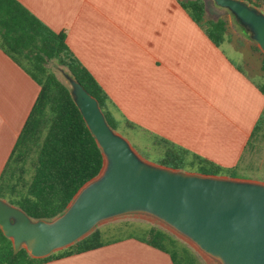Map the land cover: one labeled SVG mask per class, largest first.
Here are the masks:
<instances>
[{"label":"crops","instance_id":"0c3cea01","mask_svg":"<svg viewBox=\"0 0 264 264\" xmlns=\"http://www.w3.org/2000/svg\"><path fill=\"white\" fill-rule=\"evenodd\" d=\"M19 1L66 34L117 119L223 168L240 165L264 114V79L227 51L226 45L236 46L228 34L214 43L179 0ZM39 91L0 48V177ZM40 264L178 262L169 250L124 237Z\"/></svg>","mask_w":264,"mask_h":264},{"label":"water","instance_id":"95a60500","mask_svg":"<svg viewBox=\"0 0 264 264\" xmlns=\"http://www.w3.org/2000/svg\"><path fill=\"white\" fill-rule=\"evenodd\" d=\"M264 53V11L245 0H213ZM71 96L101 149L100 173L51 220L32 219L0 197V228L14 253L45 258L126 216L159 223L217 264H264V183L173 169L142 156L107 122L98 100L62 69Z\"/></svg>","mask_w":264,"mask_h":264},{"label":"trees","instance_id":"16d2710c","mask_svg":"<svg viewBox=\"0 0 264 264\" xmlns=\"http://www.w3.org/2000/svg\"><path fill=\"white\" fill-rule=\"evenodd\" d=\"M179 1L214 43L220 45L226 41L228 21L223 18L207 20L205 0ZM245 1L264 11V0ZM253 47L261 53V70L264 72V53L257 45ZM0 48L40 85L37 99L0 177V197L22 208L34 220H51L67 208L85 183L100 173L104 158L71 96L69 84L48 65L56 64L80 81L98 100L108 124L114 130L119 129L122 121L109 109L106 91L70 50L66 34L51 29L19 0H0ZM261 88L264 93V85ZM262 122L264 114L257 127ZM125 124L136 129L128 121ZM152 137L156 145L164 147L163 153L155 159L159 165L200 174L235 177L232 171L213 161L192 156L163 138ZM140 154L150 158L144 150H140ZM28 160L32 165L29 177ZM138 223L143 222L128 220L121 227L127 229ZM144 229V237L129 234L104 239L102 231L96 228L68 248L45 258H33L25 248L14 253L12 241L0 228V264H40L96 249L124 237L137 238L169 250L175 256L176 253L181 254L187 264L192 263L193 249L183 240L158 225L151 224Z\"/></svg>","mask_w":264,"mask_h":264},{"label":"rangeland","instance_id":"374dc122","mask_svg":"<svg viewBox=\"0 0 264 264\" xmlns=\"http://www.w3.org/2000/svg\"><path fill=\"white\" fill-rule=\"evenodd\" d=\"M205 2V18L207 20H218L223 18L228 21V42L236 46L226 45L227 51L236 59L246 60L250 65V68L248 70L252 74H254V76H257L259 80L262 78V76L264 79V72L261 71V69H259L258 71V67L261 66V53L254 49L253 46L256 44L248 40L247 37L244 36L240 28L236 25L232 14L227 9L218 7L213 0H205ZM237 46L240 47L236 48ZM48 66L49 69L54 71L59 78L66 81L62 73V69L64 68L57 66L56 64H49ZM261 81L264 83V80L261 79ZM117 131L121 133L126 139H128V141L136 148L139 153L140 150L148 152L150 155V158L148 160L153 163H156L155 159L159 157V155H161L164 151V147L155 144V141L152 136L143 133L141 130L129 128L124 121H122V124ZM27 166L29 169L27 175L29 177L32 171V165L30 160L27 161ZM224 169L232 171L235 177L252 179L264 183V122H262L260 127L256 128L252 140L250 141V144L248 146L247 152L242 157L240 165L237 168L226 167ZM128 220L143 223H138L137 225L130 226L127 229H122L121 227L122 230H120V226L124 225ZM151 224L158 225L166 229L159 223L142 216L121 217L112 221L102 223L97 228L102 231L104 239L116 236H125L129 234L144 237V228ZM115 227L118 228L116 230H113L115 229ZM192 249L194 253L192 252L193 259L191 264H217L210 259L203 258L197 251L194 250V248ZM176 257L178 264H187V262L182 259L183 256L181 254L176 253Z\"/></svg>","mask_w":264,"mask_h":264}]
</instances>
